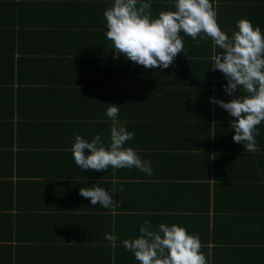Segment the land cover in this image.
Instances as JSON below:
<instances>
[{"label": "crops", "instance_id": "crops-1", "mask_svg": "<svg viewBox=\"0 0 264 264\" xmlns=\"http://www.w3.org/2000/svg\"><path fill=\"white\" fill-rule=\"evenodd\" d=\"M168 2L153 3V16L173 10ZM110 6V0H0V114L16 107L18 94L27 114L0 118V264H139L121 240L140 235L145 220L151 228L175 223L198 234L210 264H264V159L258 150L244 152L257 165L238 155L227 164L222 150L238 144L226 132L235 118L209 102L229 99L224 75L210 65L220 49L210 37L195 44L181 32L186 54L177 53L167 69H146L106 38L103 12ZM213 6L229 35L242 17L264 33V0ZM96 95L122 103L121 121L134 133L127 146L151 162V176L135 167L82 171L75 164L76 135L90 140L98 129L108 137L111 121ZM257 127L261 150L264 122ZM207 153L215 157L210 179ZM248 174L254 181L243 178ZM93 183L113 192L114 208L93 206L79 194ZM216 185L223 191L217 214ZM105 233L116 239L107 241Z\"/></svg>", "mask_w": 264, "mask_h": 264}, {"label": "clouds", "instance_id": "clouds-1", "mask_svg": "<svg viewBox=\"0 0 264 264\" xmlns=\"http://www.w3.org/2000/svg\"><path fill=\"white\" fill-rule=\"evenodd\" d=\"M170 2L173 10L153 16L150 9L154 0H110L111 6L103 12L106 38L117 54L137 65L167 69L177 53L183 50L186 54L181 32L192 37L195 44L210 37L214 51L217 46L220 49L211 57L210 65L224 75L226 83L221 87L229 99L209 97V102L235 118L228 121L234 130L233 141L242 143L243 151H258L257 125L264 121V33L242 17L229 35L217 22L213 0ZM241 92L246 94H238ZM107 105L104 115L111 121L107 140L102 139L100 132L90 140L76 135L71 147L75 164L82 171L135 167L151 176V162L142 160L133 147L127 146L134 133L127 130L126 121L118 119L121 105ZM84 149L89 152L85 154ZM111 193L96 183L79 189L81 196L90 198L91 205L99 202L108 209L116 206ZM149 224L143 221L140 235L121 240L139 264H207L198 234L175 223L161 222L154 228ZM104 238L109 242L116 239L112 233H105Z\"/></svg>", "mask_w": 264, "mask_h": 264}, {"label": "trees", "instance_id": "trees-1", "mask_svg": "<svg viewBox=\"0 0 264 264\" xmlns=\"http://www.w3.org/2000/svg\"><path fill=\"white\" fill-rule=\"evenodd\" d=\"M168 1H170V0H154V4L156 5V4H160V7H162V4H165V6H167L168 4H169V2ZM214 1L215 0H213V4H214ZM219 1H228V0H219ZM166 2V3H165ZM168 6H170V5H168ZM80 32H82L81 30H79V33ZM211 39V38H210ZM211 42V41H210ZM14 80V79H13ZM59 81H63V80H59ZM90 82H93V81H90ZM59 84V83H58ZM89 85V84H88ZM2 85H0V87H1ZM86 91V97H85V100L87 99V97H91V101H93V96L92 95H90V93H88V91L86 90V89H84V88H81L80 90H78V91ZM0 95H3L1 92H0ZM97 97H96V100H97V98H98V100L100 101V102H102L103 103V105H105V107L107 108V103H115V101L112 99V98H110V99H108V100H106V99H104V97L102 98L100 95H96ZM25 102V101H24ZM94 102V101H93ZM119 105H121L122 103L121 102H119L118 103ZM25 109V104H23V110ZM15 112H16V114H15ZM27 114H25V113H23V112H21V109H20V105H19V94H18V96H17V99H16V107L14 106V105H12L11 106V108H10V112L8 113V114H3V115H1L0 114V118H7V117H15V116H26ZM49 116V115H48ZM77 116V115H76ZM211 116V115H210ZM125 116H124V114L120 111V114H119V117H118V119H123ZM90 118H88L87 120H89ZM262 122H264V121H262ZM11 125V124H10ZM214 125H216L215 126V129H216V131L217 130H219L220 129V127H219V123H215ZM229 125V124H228ZM3 127L2 126H0V129H2ZM6 128V127H5ZM95 128V130L97 129L96 127H94ZM7 130H8V136H7V138H8V141H9V146L10 145H12V142H13V135H14V126H10V127H8L7 128ZM86 129H83V131H85ZM230 130H231V133H233V131H232V129H230L229 127H228V130L226 129V132H229L230 133ZM213 131H215V130H213ZM87 132L88 131H86V134H87ZM97 132H100L98 129H97ZM220 133H219V131H217V135H219ZM83 138H85V136H84V134H82L81 135ZM210 140H212L211 138L209 139V141ZM106 141V140H105ZM233 141V140H232ZM208 145H209V143H208ZM260 147V146H259ZM214 153L216 154L218 151H220L219 149H217L216 148V146H215V144H214ZM222 151H227L228 153L225 155V157H228L229 158V160H228V162H227V164L228 165H232V163L230 164V162L232 161L231 160V156H236V155H238L241 159H242V157H244V158H249V156L250 155H248V154H251V153H244V152H248V151H243V146L240 144V143H238V144H232V145H229L228 146V148L227 149H225V150H222ZM259 152H260V155H259V159H264V148H262L261 150L259 149ZM208 154V164H209V173L207 174L208 175V177H209V179L211 178V165H212V155L210 154V153H207ZM218 154V153H217ZM214 159H215V157H214ZM213 159V160H214ZM249 161L251 162V163H256V165L258 164V162H256V161H258V160H256V159H254V158H252V159H250L249 158ZM114 175V172H110L109 174H108V176L109 175ZM250 175L248 174V176H246V175H244L243 176V178H246V179H248V178H251V177H249ZM214 177H218L215 173H214ZM250 180H252V181H254L253 180V178H251ZM215 196H216V201H215V203H214V210H215V212H216V214H217V209L219 208V199L217 198V197H219L221 194H222V190H221V188L219 187V185H216V188H215ZM219 191H220V193H219ZM219 198H221V197H219ZM261 209V208H260ZM220 216V215H219ZM215 217H217V215H215ZM34 240V239H33ZM253 246H255V245H253ZM204 250H207L206 248L204 249ZM206 253L208 254V252L206 251ZM9 256H11V255H9ZM207 259V264H210V262H209V258L207 257L206 258ZM6 264H10V262H8V263H6Z\"/></svg>", "mask_w": 264, "mask_h": 264}]
</instances>
